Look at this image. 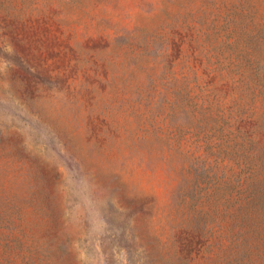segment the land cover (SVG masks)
Returning a JSON list of instances; mask_svg holds the SVG:
<instances>
[{"label":"rangeland","instance_id":"374dc122","mask_svg":"<svg viewBox=\"0 0 264 264\" xmlns=\"http://www.w3.org/2000/svg\"><path fill=\"white\" fill-rule=\"evenodd\" d=\"M0 264H264V0H0Z\"/></svg>","mask_w":264,"mask_h":264}]
</instances>
